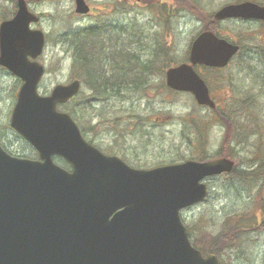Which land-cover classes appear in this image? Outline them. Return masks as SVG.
Returning <instances> with one entry per match:
<instances>
[{
  "label": "water",
  "instance_id": "1",
  "mask_svg": "<svg viewBox=\"0 0 264 264\" xmlns=\"http://www.w3.org/2000/svg\"><path fill=\"white\" fill-rule=\"evenodd\" d=\"M89 10L85 0H76L77 12ZM214 16L264 19V5L230 3ZM39 19L26 0H17L15 14L0 22V64L22 80L10 125L39 152L37 159L18 157L0 145V264H220L191 243L180 212L206 197L205 178L232 170L234 161L135 168L103 153L57 106L79 92V79L39 92L45 66L37 57L45 34L31 27ZM239 50L204 30L191 43L189 61L167 69L166 83L215 107L195 66H226Z\"/></svg>",
  "mask_w": 264,
  "mask_h": 264
},
{
  "label": "rangeland",
  "instance_id": "2",
  "mask_svg": "<svg viewBox=\"0 0 264 264\" xmlns=\"http://www.w3.org/2000/svg\"><path fill=\"white\" fill-rule=\"evenodd\" d=\"M87 1L91 12L80 18L74 11V0H28L31 9L41 15L38 26L45 31L47 38L45 51L39 57L46 65V74L39 85L40 92L47 93L55 84L67 83L79 76L83 81V94L69 106L75 109V119L85 129L86 138L92 139L99 148L124 157L132 166L151 167L191 159L200 146L207 151V155H218L224 125L212 121L208 128L207 125L204 127L203 139H197L196 131L185 120L198 118L208 122L214 118V110L197 104L191 93L167 86L165 72L169 66L187 60L192 40L206 26L212 14L235 0ZM15 2L0 0V21L12 16ZM94 24L108 25L94 30L98 36H103L100 38L101 45L95 47L92 43L90 46L96 74L107 76L108 85L119 87V93L110 90L111 93L102 95L99 100H90L92 90L85 79L87 74L81 73L74 63L79 42L76 39L73 44L66 37L69 28L83 35ZM215 29L241 45L240 52L224 69L199 67L201 73L213 82H210L211 94L218 108L234 110L235 120L243 121L238 100L251 92L257 108H262L259 113L262 121L264 24L223 20ZM128 52H135L144 61L158 55L154 71L145 75L146 83L142 91L129 92L122 88V85L132 81V77L141 74L138 67L133 69L132 75L131 69L127 73L129 66L125 57ZM121 59L123 62L117 64ZM166 59L170 62L163 70ZM20 84L19 77L0 65V134L12 153L35 157L34 148L20 139L9 124ZM59 108L65 110L66 107ZM253 128L256 132L251 133V149L261 145L260 138H264L262 125L257 127L254 123L251 130ZM249 145L250 140L240 151L241 155L249 154ZM55 160L62 165L59 159ZM237 167H244L243 160L237 163ZM208 183V196L182 211L185 223L196 228L192 240L197 239L201 244L218 230L229 212L233 209L242 211L245 205H250L252 197L251 188L236 173L215 176ZM202 214L209 215V218L199 225L200 230L197 224ZM244 230L253 240L247 246L226 248L221 257L224 264H264V235L251 233V228Z\"/></svg>",
  "mask_w": 264,
  "mask_h": 264
},
{
  "label": "trees",
  "instance_id": "3",
  "mask_svg": "<svg viewBox=\"0 0 264 264\" xmlns=\"http://www.w3.org/2000/svg\"><path fill=\"white\" fill-rule=\"evenodd\" d=\"M208 22L210 23V18ZM212 28H215V26H206V29ZM66 31L68 33L66 37L70 39L69 42L74 44L76 39L77 42H79V45L76 47V52L74 53V63L77 64L81 69V73L84 72V74H87V78L85 79L88 82L87 84L91 86L90 90H92L90 94V100H99L102 95L111 93L110 90H112V93H119V87L108 85L109 83H107V76H97V72L95 73V61L90 56V46L92 43H99L100 38L93 30L92 26L90 30H87V32H85L83 35H78L77 33L73 32L71 28L67 29ZM125 58L127 61V66H129L127 73H130L132 70L130 74L132 75L134 67H138L140 68L141 74L137 75L136 77H132V81H128L126 85H122V88L129 92H138L146 83L145 75L147 72L151 73L154 71L155 63L158 60V55L156 54L153 58L144 61L140 59V56L138 57L135 52H128ZM122 62L123 60L121 59L119 64ZM160 62L162 63L163 59ZM160 62L159 64H161ZM169 62L170 59H166L164 61V66L162 68L163 70ZM208 70L211 69L208 68ZM118 79H121V77H118ZM119 83L120 82H118V84ZM211 83L213 82L211 81ZM111 84L116 83L112 82ZM124 92L126 93V91ZM80 94L83 93L81 92ZM77 97H74L69 103L65 105L66 109L74 117H77L75 114V109L73 106L70 107L69 105L70 103L72 104L75 102ZM238 103L240 105V111L242 112L241 116H243V121L235 120V114H233L234 110H221L218 108V105L213 109L215 114L214 118H211L208 120V122L200 121L198 118H190L186 120V124L191 126V129L196 131L197 139H203L204 127L207 125L208 128L209 123H212V121L222 123L224 125L225 128L222 135V140L220 142V150L218 151V155H207V151L203 150V147L200 146L193 153L194 155L192 157L199 160H205L216 156H226L234 159L236 163H239V161L241 162V160H243L244 167H235L232 172H229L228 174L236 173V175L244 182H247L248 186L251 188L252 197L249 201L250 205H245L242 211L233 209L231 212H229L224 217L223 223H220L218 230L211 233V237L206 243L201 244L197 239L194 241V244L205 254H216L221 259L222 264L224 263L221 257L223 255V251L226 248H238L241 245L247 246L249 245V242L253 240V237L250 238L244 229L251 228V233L255 232L257 234L264 235V138H260L262 144L255 146L253 149H251L250 139L251 133L256 132L254 128L251 130V125L252 127L254 123L257 127L262 125L264 129V112L262 113L263 120L261 121L259 113L262 108H257V103L252 100L251 92L246 93L244 98L242 97L238 100ZM82 130L84 132L83 128ZM249 140V154L247 156H243L240 154V151L244 149ZM200 144H202V142ZM207 218H209V215L207 216L206 214H202L199 217L197 229H202L199 227V225L203 224ZM195 229L196 228L194 226H189L191 237L195 236Z\"/></svg>",
  "mask_w": 264,
  "mask_h": 264
},
{
  "label": "flooded vegetation",
  "instance_id": "4",
  "mask_svg": "<svg viewBox=\"0 0 264 264\" xmlns=\"http://www.w3.org/2000/svg\"><path fill=\"white\" fill-rule=\"evenodd\" d=\"M260 2V4H264V1H259ZM192 3V2H191ZM74 6H75V2H74ZM195 6H197V5H195ZM201 7H203L202 5H200ZM198 7V6H197ZM77 15H78V17H84V16H86V15H83V14H78V13H76ZM214 14H212V16L210 17V23L209 22H207V24H206V26L207 25H209V26H216V25H218L219 23H220V20H215L214 19ZM227 20H229V21H233V20H242V21H248L250 24H251V22H257V23H260V24H264V20L263 19H254V18H251V19H247V20H244V19H234V18H227ZM93 23H96V22H93ZM94 26H98V25H96V24H94ZM108 25H106V27H107ZM206 26H204V27H206ZM100 33V32H99ZM78 35H80L79 33H77ZM97 72V70L95 69V73ZM0 143L3 145V147L4 148H6L7 150H9L8 149V147H6V145L4 144V142H3V140H2V138H1V134H0Z\"/></svg>",
  "mask_w": 264,
  "mask_h": 264
},
{
  "label": "bare ground",
  "instance_id": "5",
  "mask_svg": "<svg viewBox=\"0 0 264 264\" xmlns=\"http://www.w3.org/2000/svg\"><path fill=\"white\" fill-rule=\"evenodd\" d=\"M135 68V67H134ZM137 68V67H136Z\"/></svg>",
  "mask_w": 264,
  "mask_h": 264
}]
</instances>
